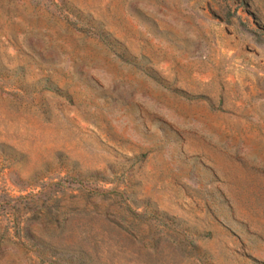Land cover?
<instances>
[{
    "label": "rangeland",
    "instance_id": "1",
    "mask_svg": "<svg viewBox=\"0 0 264 264\" xmlns=\"http://www.w3.org/2000/svg\"><path fill=\"white\" fill-rule=\"evenodd\" d=\"M0 264H264V0H0Z\"/></svg>",
    "mask_w": 264,
    "mask_h": 264
}]
</instances>
